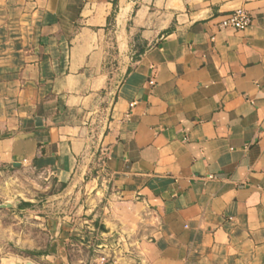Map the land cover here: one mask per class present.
Here are the masks:
<instances>
[{"label":"crops","instance_id":"0c3cea01","mask_svg":"<svg viewBox=\"0 0 264 264\" xmlns=\"http://www.w3.org/2000/svg\"><path fill=\"white\" fill-rule=\"evenodd\" d=\"M0 135L47 264H264V0H0Z\"/></svg>","mask_w":264,"mask_h":264},{"label":"rangeland","instance_id":"374dc122","mask_svg":"<svg viewBox=\"0 0 264 264\" xmlns=\"http://www.w3.org/2000/svg\"><path fill=\"white\" fill-rule=\"evenodd\" d=\"M65 190L53 176L40 170L0 167V205L17 204L0 210V264L14 258L47 264L43 255L48 251L51 235L46 217L64 213L66 208L75 209V204L62 203ZM22 202L31 206L21 208Z\"/></svg>","mask_w":264,"mask_h":264},{"label":"built area","instance_id":"2783aa9c","mask_svg":"<svg viewBox=\"0 0 264 264\" xmlns=\"http://www.w3.org/2000/svg\"><path fill=\"white\" fill-rule=\"evenodd\" d=\"M252 24V17L245 9H238L229 14L228 16L224 17L223 20L220 22L221 29H235L238 31H244ZM152 84L154 81L151 82ZM132 107L134 105H131ZM130 116V113L127 117ZM108 260L104 257L101 259L100 264H107Z\"/></svg>","mask_w":264,"mask_h":264},{"label":"water","instance_id":"95a60500","mask_svg":"<svg viewBox=\"0 0 264 264\" xmlns=\"http://www.w3.org/2000/svg\"><path fill=\"white\" fill-rule=\"evenodd\" d=\"M16 206H17V204H15L13 202H6V203L0 205V210L1 209H11V208H14ZM7 264H37V263L34 262V261H31V260H29V261H22V260H20L18 258H14L12 260H9L7 262Z\"/></svg>","mask_w":264,"mask_h":264},{"label":"trees","instance_id":"16d2710c","mask_svg":"<svg viewBox=\"0 0 264 264\" xmlns=\"http://www.w3.org/2000/svg\"><path fill=\"white\" fill-rule=\"evenodd\" d=\"M5 136L6 135H0V137H5ZM60 185L62 186V189L67 187L66 184H60ZM30 206H31V204L28 202H22L20 205L21 208H26V207H30Z\"/></svg>","mask_w":264,"mask_h":264}]
</instances>
